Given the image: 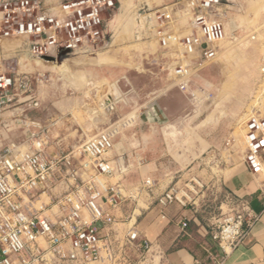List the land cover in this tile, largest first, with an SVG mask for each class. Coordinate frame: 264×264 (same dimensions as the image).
Wrapping results in <instances>:
<instances>
[{
  "label": "built area",
  "instance_id": "built-area-1",
  "mask_svg": "<svg viewBox=\"0 0 264 264\" xmlns=\"http://www.w3.org/2000/svg\"><path fill=\"white\" fill-rule=\"evenodd\" d=\"M120 6V0H63L55 5L46 0H0V114L26 102L34 84L33 76L13 63L19 64L22 56L43 60L61 54L89 55L107 47L112 37L110 16ZM234 7L235 0H184L158 8L139 5L159 46L169 52L181 50L173 69L181 90L189 87L194 61L217 55L216 44L227 37L226 19ZM182 18L187 19L186 34ZM116 133L104 131L88 140L80 160L73 152L61 158L49 156L40 132L30 134L26 150L19 144L0 147V264L43 262L46 250L41 241L60 261L136 264L125 245L114 250L112 238L116 223L112 213L124 199L121 188L107 182L117 173L107 158ZM244 144L247 170L264 174V117L248 118ZM64 173L73 175V181L57 199L58 215L52 221L44 215V206L36 208L34 203ZM184 199L188 200L187 193L171 188L159 203L166 206ZM251 220L243 211L221 217L210 237L214 264H224L240 246ZM126 242L142 252L150 248L134 229Z\"/></svg>",
  "mask_w": 264,
  "mask_h": 264
},
{
  "label": "rangeland",
  "instance_id": "rangeland-1",
  "mask_svg": "<svg viewBox=\"0 0 264 264\" xmlns=\"http://www.w3.org/2000/svg\"><path fill=\"white\" fill-rule=\"evenodd\" d=\"M142 1L146 0H121L110 16L112 37L103 49L43 60L23 57L16 68L33 76L34 84L28 100L14 109H24L20 118L28 115L32 120H46L40 133L51 157L73 152L80 160L85 143L58 153L54 138H47L55 116L69 120L74 114L80 121L92 116V124L85 130L87 141L114 130L116 144L126 141L128 134L132 138V131L141 128L143 135H150L142 137L141 144L151 147V156L157 160L155 185L168 191L174 184L165 186L166 179L175 174L174 181L182 180L191 168L190 161L198 155L206 158L210 167L229 159L244 162L246 121L251 116L264 117V0H235V9L226 19L227 37L216 44L214 59L193 62L187 90L178 87L173 75L181 50L169 52L159 46L153 30L140 17ZM180 25L182 32L188 33L186 18ZM105 102H111L114 111L105 110ZM152 106L158 110L159 120L138 126V116ZM106 113L109 118L102 119ZM209 166H204L206 175L212 173ZM70 179L73 181V175L64 173L52 189H63ZM188 183L183 180L178 184L179 191L188 189ZM57 210L55 207V213ZM53 258L45 260L55 264Z\"/></svg>",
  "mask_w": 264,
  "mask_h": 264
},
{
  "label": "crops",
  "instance_id": "crops-1",
  "mask_svg": "<svg viewBox=\"0 0 264 264\" xmlns=\"http://www.w3.org/2000/svg\"><path fill=\"white\" fill-rule=\"evenodd\" d=\"M62 1L46 0V3L55 5ZM183 1L146 0L142 1V4L158 8L168 4H181ZM140 17L142 18L141 15ZM6 44L8 45L9 41H6ZM23 57L27 56H22L21 59ZM17 66L19 64L15 65ZM19 104L21 103H16L14 107ZM113 106L111 102H105L103 108L111 112L114 111ZM14 107L13 110L0 114V147L11 144L25 146L31 133L44 130L43 122L46 121L44 118L32 120L28 115L20 118L24 109ZM79 108L77 106V109ZM157 111L156 107L152 106L142 112L137 119L138 126L159 120L160 114ZM72 116L69 120L55 116L52 119L53 125L47 130V138L48 136L54 138V148H57L58 153L68 152L71 149L68 146L86 143V139L89 138L85 130L92 124V116L90 118L86 116L83 121L76 119L74 114ZM103 118L107 120L108 113L103 115ZM130 137L128 134L126 141L118 140L107 155L108 160L117 169V173L107 182L118 185L124 196L119 207L112 213L116 221L111 227L115 251L125 245L129 256L136 264H214L210 253L212 251L210 237L215 233L219 220L225 214L243 211L251 216L252 220L240 246L225 259L224 264H264V174H252L244 162L238 164L231 159L221 165L212 163L214 165L210 167V162L198 155L190 161L191 168L182 180L174 181L176 176L173 174L165 181V186L173 183V188L179 190L178 184L183 180H189L186 184L188 189L181 190L187 193L188 200L184 199L182 203L174 201L163 206L159 199L167 192V187L155 185L157 160L151 156V147L141 144L142 137L148 139L150 135L148 133L143 135L139 128L132 131L133 139ZM202 153L204 154L203 151ZM204 166H209L212 173L206 175L207 170ZM148 180L152 182L151 186L146 184ZM60 188H50L48 192L39 193V201L34 203L36 208L43 205L44 215L52 221L57 217L58 210L55 213L56 205L52 208L50 206L68 191L69 186L65 184L63 189ZM131 229L138 232L141 241L149 243L150 248L147 252L127 244L126 236ZM40 247L46 250L42 263L49 264L45 259L52 255L47 250L46 242L41 241ZM53 259L55 264H85L81 261Z\"/></svg>",
  "mask_w": 264,
  "mask_h": 264
},
{
  "label": "bare ground",
  "instance_id": "bare-ground-1",
  "mask_svg": "<svg viewBox=\"0 0 264 264\" xmlns=\"http://www.w3.org/2000/svg\"><path fill=\"white\" fill-rule=\"evenodd\" d=\"M128 9H129V8H128ZM128 9H127V10H128Z\"/></svg>",
  "mask_w": 264,
  "mask_h": 264
}]
</instances>
